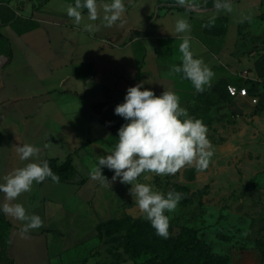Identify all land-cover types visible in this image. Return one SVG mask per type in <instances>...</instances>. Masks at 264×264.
<instances>
[{
	"label": "crops",
	"instance_id": "crops-1",
	"mask_svg": "<svg viewBox=\"0 0 264 264\" xmlns=\"http://www.w3.org/2000/svg\"><path fill=\"white\" fill-rule=\"evenodd\" d=\"M216 2L186 0L181 6L178 0H123V23L111 27L101 19L89 21L87 9L77 25L66 12L75 0L8 4L39 27L18 35L0 16V31L13 50L12 62L0 72V183L29 162L64 160L70 154L77 171L68 182L34 181L31 191L12 202L22 204L29 215H39V229L22 233L26 222L0 208L11 224L8 255L13 264H134L128 254L116 256L107 245L100 247L96 230L97 223L118 219L126 211L122 202L129 199L132 187L119 178L112 181L114 171L107 167L101 171L111 185L92 179L99 156L111 154L115 146L109 141L116 123L106 116L111 101L105 88H112L114 100L123 103L127 89L144 82L141 90L157 96L171 90L182 108L189 106L200 92L173 71L182 63L179 46L185 37L194 58L214 73L204 90L222 80L249 91L264 85L255 70L264 53V0H220L231 5L230 11L217 9ZM179 19L187 20L188 31H176ZM223 20L225 35L206 31L207 24ZM89 23L99 30H85ZM233 100L243 106L250 103ZM25 143L38 147L39 156L20 160L16 146ZM4 202L0 192V205Z\"/></svg>",
	"mask_w": 264,
	"mask_h": 264
},
{
	"label": "clouds",
	"instance_id": "clouds-1",
	"mask_svg": "<svg viewBox=\"0 0 264 264\" xmlns=\"http://www.w3.org/2000/svg\"><path fill=\"white\" fill-rule=\"evenodd\" d=\"M178 3L184 6L186 0H178ZM215 7L231 10L229 3H221L220 0H217ZM84 9H87L89 21L101 19L105 27H111L117 21L123 23L126 10L123 0H111V3L102 4H98L97 0H75L74 5H67L66 12L79 25L84 19ZM189 29L187 20H177L178 33ZM85 30L95 32L99 30V26L89 23L85 25ZM179 51L182 63L174 67L173 71L182 73L197 92H203L204 86L210 85L214 73L203 60L194 58L187 37L180 44ZM143 83L129 87L124 102L115 107V114L128 122L118 130V140L111 154L99 156L98 167L92 173V179L111 185L101 169L107 167L113 170L112 181L119 178L121 183L132 185L130 193L135 197L139 210L145 214L157 235L167 238L169 217L165 212L175 211L183 198L182 194L169 191L165 195L154 191L148 184L133 182L146 172L170 175L192 165L197 170H205L213 152L207 138V127L201 120L189 116L187 110L180 106V98L175 92L165 90L157 96L149 89L141 90ZM16 152L20 160L31 161L33 157L39 156L40 149L25 143L16 146ZM48 177L59 182V177L52 172L46 160L33 161L8 173L3 177L4 182L0 183V192L5 197L0 208L6 215L26 222L22 233L43 227V220L39 215H29L22 204L12 202L21 194L31 191L34 181L42 183Z\"/></svg>",
	"mask_w": 264,
	"mask_h": 264
},
{
	"label": "rangeland",
	"instance_id": "rangeland-1",
	"mask_svg": "<svg viewBox=\"0 0 264 264\" xmlns=\"http://www.w3.org/2000/svg\"><path fill=\"white\" fill-rule=\"evenodd\" d=\"M255 92L257 105L243 106L234 100L213 104L204 92L184 108L207 127L213 155L205 170L192 165L170 175L146 172L135 181L165 195L169 191L182 194L175 211L165 212L169 225L174 232L181 226L198 229L219 257L215 264H262L256 241L264 239V85ZM123 202L126 211L118 219L130 216L134 220L125 234L155 231L131 193ZM105 238L100 247L107 245L116 256L126 254L119 237ZM152 258L148 253L132 257L134 264H151Z\"/></svg>",
	"mask_w": 264,
	"mask_h": 264
},
{
	"label": "trees",
	"instance_id": "trees-1",
	"mask_svg": "<svg viewBox=\"0 0 264 264\" xmlns=\"http://www.w3.org/2000/svg\"><path fill=\"white\" fill-rule=\"evenodd\" d=\"M13 0H0V16L3 25H9L18 35H23L39 27V23L31 18L18 16L12 11L8 4ZM49 0H42L46 3ZM206 31L210 34L223 36L226 34V24L223 20L222 24L212 22L207 24ZM13 59V50L11 41L0 31V72L10 65ZM255 70L258 77L264 83V53L257 59ZM231 85L226 80L219 81L209 86L205 91L200 92L196 98L202 97L204 92H207L213 104L222 101H232L233 98L228 92V86ZM256 90L250 91L251 95L255 96ZM112 88H105V97L111 101V105L106 112L107 117L115 120L116 127L109 141L116 145L118 140V130L125 124L126 120L115 114V107L120 102L114 100ZM91 140L83 146H87ZM52 172L59 177V182H68L76 176V166L74 164L73 154L67 156L64 160L55 158L45 159ZM44 160V161H45ZM45 181H53L51 177ZM134 223L130 216L123 219H109L97 225V232L100 238L109 237L116 239L119 237L121 249L130 257L134 255H142L148 253L153 255L151 264H215L218 260L209 244L200 236L198 229L181 226L174 232V228L169 225L168 237L164 238L157 235L156 231L151 234H135L128 233ZM10 222L5 218L0 210V264H13V260L8 255V245L10 241ZM100 231L105 233L101 236ZM256 249L261 255L262 264H264V239L256 241ZM115 255V254H114Z\"/></svg>",
	"mask_w": 264,
	"mask_h": 264
},
{
	"label": "built area",
	"instance_id": "built-area-1",
	"mask_svg": "<svg viewBox=\"0 0 264 264\" xmlns=\"http://www.w3.org/2000/svg\"><path fill=\"white\" fill-rule=\"evenodd\" d=\"M228 92L233 99H248L251 105H257L259 102V98L251 95L249 88L245 86L238 88L234 85H229Z\"/></svg>",
	"mask_w": 264,
	"mask_h": 264
}]
</instances>
